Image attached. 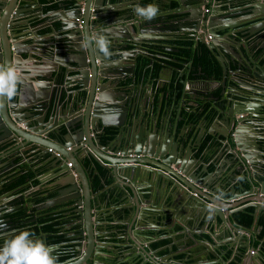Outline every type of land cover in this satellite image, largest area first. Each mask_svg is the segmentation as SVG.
<instances>
[{"label":"water","instance_id":"95a60500","mask_svg":"<svg viewBox=\"0 0 264 264\" xmlns=\"http://www.w3.org/2000/svg\"><path fill=\"white\" fill-rule=\"evenodd\" d=\"M20 1L27 3L21 6ZM151 1L159 6V14L151 21L137 19L134 7L140 5V0H76L72 8L63 4L60 27H53L52 34L40 40L43 44L38 45L36 42L40 41L31 38L24 48L19 39L24 26L30 22L24 16L33 3L30 0H0V63L16 68L20 77L18 95L11 101L0 97V146L10 147L9 151L4 148L2 151L13 156L5 163L0 162V174L10 165H16L17 158L26 159L30 155L28 152L50 155L60 170L55 182L60 189L40 208L73 202L71 211L76 215L73 223L78 228L71 231V235L78 238L75 257L79 264H87L89 259L92 264H102L101 253L107 247L99 239L100 213L93 207L94 194L80 153H84L93 164L96 162L105 168L108 177L118 181L126 192L132 210L124 223L127 232H123V237L132 242L128 244L132 249L131 258L137 255L143 262L152 264H187L185 259L160 257L149 243L145 248L137 242L144 232L150 234L159 221L151 212L166 223V209L163 207L169 202L172 208L167 225L171 226L173 222L182 225V233L192 242L185 251L193 249L189 253L195 257L205 256L192 264L214 261L261 264L264 262L262 246L255 248L250 238L239 230L255 236L253 225H256L258 216L264 214V67L258 64L264 52V42L257 46L261 51L253 58L251 48H245L244 42L237 43L246 39L243 37L245 31L235 30L238 23H228L233 14L223 12L218 0H211L209 6V0H179L176 11L184 14V18L177 21V28L188 30L196 39L195 45L204 43L205 33L212 34L209 47L220 51L217 57L223 68L221 96L225 105L219 108L212 123L218 125L222 122L224 128L208 131L213 139L207 142L208 148L197 155L203 140V128L195 139L188 140L186 135L183 136L187 126L178 127V122L167 119L161 120L160 127L154 114L148 110V101L129 96L130 86H121V81L133 74L137 55L146 53L142 43L146 39L166 38L173 34L165 30L164 18L168 10H164L161 4L164 0ZM255 8L259 6L255 5ZM95 9L104 11L99 14ZM128 18L133 20L129 24L125 23ZM117 23H121L119 28L115 27ZM102 25H107L102 28L103 34L111 42L110 51L118 52V58L105 57L96 48L95 39L101 35L98 31ZM32 32L39 35L36 30ZM237 34L242 35L238 40L235 38ZM131 43L137 46L128 48ZM59 49H64L66 56L58 55ZM227 52L230 57H225ZM31 59L38 63L26 66ZM231 64L236 65V70H231ZM55 73L62 82L64 79L67 82L71 73L77 81V89L69 99L66 98V103L62 88L55 94L58 84L52 94L46 96L33 89L39 88V81L49 82L47 86L52 87ZM231 74L236 84L227 85L226 80L232 78ZM177 75L180 92H201L186 88L188 80L183 72L178 71ZM133 84L132 81L131 86ZM108 87L115 89L116 94L107 92ZM112 129L114 135L106 143H101V137L107 136ZM100 151L113 154L105 152L106 157ZM211 152L212 157L215 158L217 153L218 158L205 161ZM224 153L228 155L224 156ZM222 158L223 162L218 164ZM210 163L215 169L209 170ZM16 181L13 176L3 175L0 183L4 184L0 185V191ZM221 188L226 189L223 200L215 203L222 206L216 208L211 220H207V205L214 202V196ZM17 190L13 188L0 193V221L7 224L6 229L0 228V235L14 225L6 215L21 208L7 200ZM144 194H148L147 198ZM247 207L254 208L255 222L251 227L241 224L235 216ZM179 208L188 211L193 219L191 225L177 215ZM218 219L230 231L229 236L220 238L211 230L214 235L207 238L195 229L198 220L217 224ZM34 220L31 218L29 222ZM10 236L6 234L3 238ZM201 245L204 248L195 250Z\"/></svg>","mask_w":264,"mask_h":264},{"label":"crops","instance_id":"0c3cea01","mask_svg":"<svg viewBox=\"0 0 264 264\" xmlns=\"http://www.w3.org/2000/svg\"><path fill=\"white\" fill-rule=\"evenodd\" d=\"M31 3H33L31 5V10H29L26 15L24 16L26 19L30 20L29 24H27V26H24V31L22 32L23 35L22 37L19 39V42H22V46L25 48L26 46H28L30 39L34 38V39H38L39 41L42 40L43 37H46L51 33V29L53 27L59 28L60 27V20H61V16H62V11H61V6L66 2V1H71V0H39V2L37 0H30ZM76 0H73V2H75ZM177 1V4L179 5V0H175ZM168 3L169 0H164L161 3ZM218 3L222 4L223 6V12L226 13H230L233 14L231 15V17L227 20L228 23L230 24H237L238 26L235 27L236 31H240V32H244L243 37H246L245 40L242 39V41L238 40L241 38V34H237L235 35V38L238 40L237 43H241L244 42V46L245 48H251L252 49V57L255 58L256 55L259 53V49L257 48V46H259L262 42H264V0H227L225 2H223L222 0H218ZM27 2L25 1H20V5L23 6L24 4H26ZM148 3H152L151 0H148ZM147 3V4H148ZM55 4L54 7H49L50 5ZM146 0L143 2V4L141 6H146ZM211 4V0H209L208 6ZM178 5L173 8L168 10V12H177L176 8L178 7ZM256 6H259L258 9L255 8ZM36 9H38L36 11ZM98 10V9H97ZM95 9V11H97ZM104 10H98V13L101 14L103 13ZM240 11V12H239ZM167 12V13H168ZM184 18V16H183ZM139 20V17L137 18ZM131 21H133L131 18H128L125 23L129 24ZM136 21V20H134ZM240 23V24H239ZM121 23H117L115 25V27H120ZM221 25V24H218ZM105 26L107 27V25H102L100 27V30L98 32L101 33V35L103 34V30L102 28H105ZM32 30H36V32L39 34L34 35ZM166 31H172L170 29H165ZM165 30L163 29L162 32H165ZM173 35L175 34H186V36H188V34L190 33L188 30L186 29H178V30H173ZM224 32H222L223 34ZM246 33V34H245ZM105 36V35H104ZM94 38V37H93ZM19 43V44H20ZM36 44L41 45L43 44L42 41L40 42H36ZM48 44V42L46 43ZM242 48V46H241ZM243 49V48H242ZM48 53V50L46 51ZM220 51H216V54H219ZM37 53H40V51L37 50ZM112 57L114 58H118L119 54L116 51H112ZM41 54V53H40ZM67 52L64 51V49H59L58 50V55H60L61 57L66 56ZM71 55V54H69ZM68 55V56H69ZM23 56H26V54L24 53ZM230 57V54L227 52L225 53V57ZM262 58V56H261ZM260 58V60H261ZM29 59V57L27 58ZM263 61L261 62V64H264V59H262ZM173 62V61H172ZM34 59H31V61H28L26 63V66H31V65H36ZM62 62H60L59 60V64L61 65ZM58 64V63H57ZM178 71L180 72L181 70H178L177 68L166 64L164 65L163 69L161 70V73L158 75V77L155 79L154 77H152L151 79H149V77L146 75L143 79H137L135 80V85L130 87V93L129 96H135L136 98H139V100H146V101H151L154 100V95L157 92H160V108H154V116H155V120L157 122V125H159L161 127V125L159 124V122L165 121L168 118L170 120H174L173 117H176V115L178 114V104L180 102L181 105V97L179 98L178 96H180L179 94L173 95V92L170 91L169 89L173 90V88L177 89L180 88L181 85L180 83L176 84V87L174 85L171 84L172 78L173 76H176V79L178 77V75L176 73H178ZM182 72V71H181ZM54 83L52 85V87H48L47 85L49 84V82H43V81H39L38 86L39 88H33L35 91L39 90V93L41 95H49L52 94V90L55 86V94L58 91L61 90L62 88V98L65 97V103L68 101L66 100L69 99L68 97L75 92V90L77 89V81L73 79L72 73L69 77H67V82H62V80L58 79L57 74L55 73V78H54ZM43 82L46 87H40V83ZM61 83V84H60ZM200 82H193V83H188L186 84V88H190L192 90H198L199 84ZM132 85V83H130V86ZM228 85V84H227ZM188 86V87H187ZM158 89V90H157ZM208 91L211 90H217V89H221L222 90V83L221 81H212L211 83H206L205 84V88ZM115 89H112L110 87H108L107 92L111 93V94H116L114 92ZM162 90H164V92H162ZM220 90V91H221ZM193 91H191V94ZM164 93V95H163ZM152 94V96H148L147 95ZM138 95V97H137ZM195 96V95H194ZM146 97V98H145ZM162 97H164L162 99ZM131 100L133 101V97L131 98ZM166 101H169L167 106H165ZM149 103V102H147ZM177 105V106H176ZM180 107V106H179ZM194 107V106H193ZM171 115L173 116L171 118ZM129 117V115H128ZM178 118V116H177ZM180 119V117H179ZM131 120V118H130ZM222 128H224V126L222 125V122L219 123L218 125L211 123L208 128L207 131H216V130H222ZM93 134V133H92ZM91 136V134H90ZM191 137L188 138V140H190ZM106 143V141H101V143ZM3 148L7 151L10 150V147L8 149V147L6 146H0V162L5 163V161H9L13 156L6 154L5 152H3ZM25 148V147H24ZM96 148V147H95ZM196 148V147H194ZM97 149V148H96ZM3 150V151H2ZM113 154L112 152L109 151H104L103 153L100 151V153L106 157H108L106 154ZM30 155L26 158V159H21V158H17L16 165H10L11 167L8 168V170H5L3 173L0 174V177H3V175L5 177L7 176H13V178L16 175H20L23 174L27 171H29L31 173V177L30 179L27 180V178L24 180V184L26 185V183L29 181L32 182L33 179H35L37 182L35 185H31L30 183L27 186V189H24L23 191H19L17 190L13 195H11L9 198H7V200L9 202L12 203V205H16V206H20L21 203L25 204L27 206V211L29 213V215H31V218H34L35 220L33 221L32 225H28L26 226L23 230H29L30 227H35L34 229V236L31 237L32 239H38L39 240H43V239H47L49 236H46L47 234H44V236H42V233L39 230L40 227V223H42L44 220H49L46 218H50V214L54 215L53 210L52 211H44V208H40V204H35L33 202V198L31 197V193L35 192V191H44L45 189H49L52 187H57L59 188L60 185L56 184L55 182L57 181V174L60 172V170L58 169V165L55 164L53 162V159L50 157L49 154L45 155V156H40L37 154H32L30 152H28ZM212 153L207 155V158L205 159L206 161H211L214 157H212ZM197 154V153H196ZM215 154V152H214ZM81 157L83 158V162L85 163V159H89L86 155H84V153H80ZM198 155V154H197ZM228 154L224 153V156H227ZM215 158L217 159V153L215 154ZM217 161V160H216ZM215 161V162H216ZM88 162V161H87ZM223 162V158L220 159L218 161V164H221ZM96 163V162H95ZM106 163V162H105ZM96 165H99L98 163H96ZM106 165H108L106 163ZM90 166L92 168H94V164L90 161ZM209 166V170H213L215 169L214 165H212L211 163L208 165ZM42 168V170H40ZM34 170H37V173H34ZM44 173V174H43ZM112 180V185L114 190H116V193H118V196L120 197V199L122 200L121 205H119L118 207H109L108 209H106L107 214H110L112 211L116 210L117 208V212L119 214V218H116L115 220H113V223L118 224V225H122V229L124 230L123 232H127V226L124 224L127 218V221L130 217V213H131V208H130V204H129V200L128 197L126 195V192L119 186L120 183L116 180H114L113 178ZM4 183H0V185H2ZM14 187H5L4 189H2L0 191V193H3L5 191H8L10 189H13ZM21 190V189H20ZM226 190L225 188H221L220 191H224ZM218 192V191H217ZM145 198H147L148 194H144L143 195ZM22 197V202H21V198ZM156 204L158 201H156ZM19 203V204H16ZM152 203V202H151ZM142 206H144V204H141ZM151 205V204H150ZM172 205L167 202L165 204V207H163L164 209H166V216L164 218V220L166 219V223L161 222L160 221V216L154 212H151L153 214H155V218L159 219L158 222H156V227L155 229L159 230V229H163L164 230V234L162 235H150L152 233V231L154 230V228H152V231L149 233L144 232L143 236H140L139 239H137L138 243H142V246L147 248V245L149 243V245L156 243L157 241H160L164 238H168L170 241L166 242V243H160V244H156L155 246H150L153 250L157 251V254L160 257H169L170 259L174 258V259H180V260H184L185 259V263L189 264V260L192 257H195L194 255H192L191 253H189V251H193V249H189L188 252L185 251L186 248H189L191 245V240L189 238H185V234L182 233V228L183 226L180 225L179 223H175L173 222L171 226L167 225V222L170 221V217H171V207ZM181 208H179V210H177V215L179 217H181V219L188 225H191L193 223V219L190 217V214H188V211L185 210H180ZM123 211H125L126 215L125 217L122 216ZM148 212V211H147ZM10 214H7L6 216L9 217ZM6 217V218H7ZM39 217H42L43 220H40ZM45 217V218H44ZM183 217V218H182ZM28 219V220H29ZM257 221V220H256ZM29 222V221H28ZM256 225H253V227L255 226V231H256V237H261L259 235V233L261 232L264 224H259V223H255ZM151 227V226H149ZM14 228L13 226L11 228H9L6 232L1 233L0 235V247H2L4 244H1L3 240L6 241V237L3 238V236H6V234H10V231H12ZM195 229H197V231L202 232L205 237L207 238H211V236L214 235V233L211 234V230H214L216 232V234L218 235V237L223 238L224 236H229L230 235V231L227 228H224L223 224H221V221L218 219L217 220V224L210 222V221H205L204 220H198ZM239 232L241 233H245L246 236H248L250 238L251 244H254V247L257 248L258 245H261V241L260 239L257 240L255 238L254 235H252L249 231H245L244 230H239ZM123 233V234H124ZM264 233V230L263 232ZM131 237H135V235L132 233ZM127 242L128 244H131V240L130 238H127ZM254 242H256L257 244H255ZM50 244V243H49ZM187 245V246H186ZM204 248L201 245V249ZM109 249L111 250H106L105 248L102 250V256L105 257L103 259H109V258H118V260H120L121 257V252L117 251L118 249H113L111 246L109 247ZM132 249L130 248L129 250H124V254L128 255L131 254ZM139 250V249H138ZM184 250V251H183ZM161 251L163 253H161ZM178 254H184L182 255V257L180 256L177 257ZM264 260V257H263ZM103 260H101L102 262ZM104 263H107V261H103ZM261 264H264V262H262Z\"/></svg>","mask_w":264,"mask_h":264},{"label":"trees","instance_id":"16d2710c","mask_svg":"<svg viewBox=\"0 0 264 264\" xmlns=\"http://www.w3.org/2000/svg\"><path fill=\"white\" fill-rule=\"evenodd\" d=\"M145 0H140L139 4H143ZM223 2L227 0H222ZM148 0H146V4ZM67 8H72L74 5L72 1H66L64 3ZM145 4V5H146ZM149 4V3H148ZM164 10H169L175 8L178 4L177 1L172 0L171 2H164L161 3ZM55 4L50 5L49 7H54ZM184 14H180L179 12H168L165 14L164 24L165 28L170 30H178L177 28V21L182 19ZM158 19H156V22ZM135 43L128 44V48L136 47ZM141 47L146 50V53H139L136 57V65L132 75L127 76L125 79L121 81V86L129 87L132 81L135 85V80L143 79L147 74L149 79L154 77L155 79L161 73L164 65L169 64L175 68L181 69L184 74L188 83L199 82L200 80L208 81L210 79L221 81L223 78V68L222 65L217 57L216 51L209 47L207 43L199 42L195 45V38L191 33L186 36V34H172L171 37L166 38H158V39H146ZM261 51V50H258ZM161 56V57H160ZM264 56H260L258 60V64L262 65L261 62ZM175 60V61H174ZM173 61V62H172ZM264 67V64L262 65ZM231 70H236V65H230ZM177 74V73H176ZM199 80V81H198ZM227 84L234 85L236 84L233 77L227 78ZM179 83L176 79V76H173L171 84L176 87V84ZM181 85V84H180ZM132 87V86H130ZM158 90V89H157ZM221 89H215L201 93L197 91V93L191 94L190 93H182L180 92V88H173V90L169 89V92L172 91L173 95L181 94L178 96L181 97V105L180 102L178 104V114L176 117L171 115L174 120H170L172 123L178 122V127L187 126L188 130L183 136H187V138L191 137V139H195L197 133L199 132L200 128H203V140L201 146L198 147L197 154L200 155L201 152L206 148H208L207 142L212 140L213 137L207 131L208 126L213 122L218 110L216 105L213 106L214 100L212 96H219L220 103L218 104L220 107L225 105V99L221 96ZM164 92V90H162ZM160 92L155 93L154 100L148 101L147 103L148 110L151 113H154V108H160ZM164 95V93H163ZM195 95V96H194ZM211 97V98H210ZM164 97H162L163 99ZM169 101H166L165 106H167ZM177 106V105H176ZM180 106V107H179ZM194 106V107H193ZM216 108V109H215ZM178 116V118H177ZM180 117V119H179ZM160 124V122H159ZM114 135V129L107 134V136H102L101 141H106ZM196 147V146H195ZM211 154V153H210ZM207 158V156L205 157ZM88 161V162H87ZM85 166L87 169L88 179L90 181V186L93 191L94 197L92 199L93 207L98 211L99 214V222L97 229L100 232L99 239L102 243H106L107 247L106 250H110L109 247L111 246L113 249H118L121 253V259L118 258H109L103 259L105 257H101L100 261H107V263L101 262L102 264H152L150 262H143L139 259L138 256L130 257L131 254L125 255L123 252L124 250H129L130 247L128 245L127 240L123 237V229L122 225L114 224L113 220L119 218V214L116 210L112 211L110 214H107L106 209L109 207H118L121 205L122 200L114 190L112 185V178L108 177L107 170L100 165L94 164V168L90 166V159H85ZM42 170V168L40 169ZM31 173L29 171L18 174L15 176L17 181L15 183L10 184L7 187H14L18 188L21 192L25 188L24 180L26 178L30 179ZM36 180L33 179L32 182L30 181L31 185L36 184ZM8 182L5 183V185ZM6 187V188H7ZM21 189V190H20ZM58 192L57 187L47 188L44 191H35L31 193V197L33 198V202L35 204H40L44 202L46 199L53 197ZM21 202L22 197H20ZM19 204V203H16ZM67 204L68 206L72 205V201H66L64 203L52 205L48 208H45L44 211H56L59 208L64 207ZM21 208L9 213L10 220L12 221L13 228L17 230H23L26 226H30L33 224V221L28 222L29 218L32 217L29 215L27 211V206L21 203ZM25 206V208H24ZM72 210V209H70ZM253 207H247L242 212H237L235 216L237 217L238 221L246 225L247 227H251L253 225L254 217H253ZM57 215L50 214V218H46L49 220H44L40 223L39 230L41 233L47 234L49 236L47 239H43L45 244L48 245H58L59 252L65 253L64 255L59 256V263H63L65 260H68L72 257L76 256L75 246L78 243L77 236L71 235V231H74L78 228L77 224L73 223V220L76 218V215L73 213L69 216H65L62 213L57 211ZM126 215L125 211H123L122 216ZM45 218V217H44ZM40 220H43L42 217H39ZM257 223L264 224V214H260L257 218ZM35 227H30L29 231L34 233ZM264 226L259 233L261 237L260 239L261 246L264 252ZM12 234V231H10ZM162 235L164 234L163 229H154L150 235ZM7 237L6 240L10 239ZM126 241V243H125ZM170 241L168 238H164L156 243H153L150 246H155L156 244L166 243ZM5 240L2 241L1 244H4ZM50 243V244H49ZM257 244L256 242H254ZM201 249V246L195 248V250ZM111 251V250H110ZM132 251V250H131ZM161 253H163L161 251ZM55 254V253H54ZM184 255V254H182ZM181 254H178L177 257H182ZM203 255L192 257L189 260V263H196L197 261H201L203 259ZM212 259V257H210ZM87 264H92V260L89 259ZM209 264H221L218 261H214ZM229 264H237L236 261H230Z\"/></svg>","mask_w":264,"mask_h":264},{"label":"clouds","instance_id":"9594fccd","mask_svg":"<svg viewBox=\"0 0 264 264\" xmlns=\"http://www.w3.org/2000/svg\"><path fill=\"white\" fill-rule=\"evenodd\" d=\"M134 11L138 17L151 21L159 14V6L153 3L146 6L137 4ZM110 43L104 35H98L95 39L96 48L105 57L112 55ZM19 83L20 77L17 69L0 63V97L11 101L18 95ZM40 87H46V85L41 82ZM223 197L224 193L218 190L214 196V202L207 205V220H211L216 208L222 206L215 202L222 201ZM0 228L6 229L7 224L0 221ZM33 236L34 233L29 230H19L17 233V230L13 229L11 238L0 247V264H59V256L65 254L59 252V246L45 244L43 240L32 239ZM63 264H79V261L78 258L72 257L65 260Z\"/></svg>","mask_w":264,"mask_h":264},{"label":"flooded vegetation","instance_id":"af4514ba","mask_svg":"<svg viewBox=\"0 0 264 264\" xmlns=\"http://www.w3.org/2000/svg\"><path fill=\"white\" fill-rule=\"evenodd\" d=\"M205 11H207L206 9H205ZM205 36V35H204ZM193 38H195L194 36H193ZM205 39V38H204ZM195 41H196V39H195ZM204 43H207L208 45H210V41L209 42H206V41H204ZM259 50H261V49H259ZM260 52V51H259ZM217 56H218V54H217ZM262 56H264V52L262 53ZM231 76L232 77H234L232 74H231ZM212 81H216V80H212V79H210V80H208V81H205V80H200L199 82V87H198V90H200L201 91V93L203 92V93H205V92H207V90L206 89H204L205 88V84L206 83H211ZM226 84H227V82H226ZM229 85V84H228ZM222 89H223V87H222ZM202 93V94H203ZM211 97L213 98V99H215L214 100V103H213V106L214 105H216V107H217V110H219V108H220V106L218 105L219 103H220V97L219 96H212L211 95ZM210 97V98H211ZM216 109V108H215ZM222 130H223V128H222ZM221 131V130H220ZM206 159V158H205ZM206 161V160H205ZM60 189V187L58 188V190ZM73 207H74V204H72L71 206L69 205H67V204H65L64 205V207H62V208H59L58 209V211H59V213H62L63 215H65V216H69V215H71V214H73V212L70 210V209H73ZM53 212H54V215H57L58 213H57V210L56 211H54L53 210ZM64 212H69L68 214H64ZM137 255H135V257H136ZM172 259H174V258H172ZM174 260H180V259H174Z\"/></svg>","mask_w":264,"mask_h":264},{"label":"built area","instance_id":"2783aa9c","mask_svg":"<svg viewBox=\"0 0 264 264\" xmlns=\"http://www.w3.org/2000/svg\"><path fill=\"white\" fill-rule=\"evenodd\" d=\"M204 38H205V41L206 42H209L212 38H213V36H212V34H210V33H205V36H204ZM70 162L68 163V165L70 166Z\"/></svg>","mask_w":264,"mask_h":264}]
</instances>
